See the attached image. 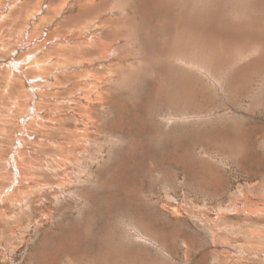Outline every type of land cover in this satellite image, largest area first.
Returning <instances> with one entry per match:
<instances>
[{"label":"rangeland","instance_id":"rangeland-1","mask_svg":"<svg viewBox=\"0 0 264 264\" xmlns=\"http://www.w3.org/2000/svg\"><path fill=\"white\" fill-rule=\"evenodd\" d=\"M28 2L45 22L0 33L19 62L40 58L28 31L64 15ZM100 4L82 35L121 23L90 82L59 66L35 100L0 62V264H264V0Z\"/></svg>","mask_w":264,"mask_h":264},{"label":"bare ground","instance_id":"bare-ground-1","mask_svg":"<svg viewBox=\"0 0 264 264\" xmlns=\"http://www.w3.org/2000/svg\"><path fill=\"white\" fill-rule=\"evenodd\" d=\"M70 2H71V0H35V5H37V7H38V8L35 7L36 9H40V10H43L45 8L46 9H50L49 12H51V11L55 12V16H57L60 13H63L64 14L63 17L60 18V20L58 18H55V19H52L51 18L52 21L50 20V21L46 22L45 23V26L46 27L44 29L45 31L43 32L44 34L42 33L41 35H39L40 38H37L38 35L36 37L34 36L35 38L33 36H30V34L32 33V31L34 29L31 30V31H28V34L26 35V36L29 37V39H27L28 44H31L32 45L36 40L38 42H40V43L42 42L39 46L42 45L43 46L42 47L43 49L42 48L40 49L39 47L37 49L38 50V53H40V58H37L36 55H35L36 57H33V55H32V56H30V57L27 58V61H24L23 60L25 58H23V59L21 58L22 59V62L16 61L15 57H17V56H15V52H18L17 50H19V48L21 49V45H19L20 42L18 43V45H14V51L13 52H9L8 54H7V52L6 53H3L4 52L3 49L6 46H8L10 43H11V45H12V43H15V41H16L17 38L14 37V40H15L14 41V40H10L8 38L7 39H4L3 36H0V62L3 65H7L8 67L11 68L9 70L11 72V73L9 72V75H12V73L16 72L17 74H19L20 77H27V78L29 77L26 84L31 88V90L33 92V93L31 92V96L33 95L32 98L35 99V100L38 98L39 94L41 93V91H38L37 88L33 89V87L30 84V82L31 83H34L35 78H37L36 77V74H41L42 75V78H40V79H42L43 81L44 80H47L48 81V79H50V77L52 76V74L49 71H55V70L57 71V67H59V66H60V68L62 70L69 69L70 67L71 68L72 67H76V68H79V70L77 69L78 72L77 71L75 73L74 72H70L71 73L70 75L77 74V75H75L76 78H77V82L78 83L81 82V85H82V81L88 80L90 82L91 79H92V77L95 76L93 73H91V72H89L87 70V68L84 66V63H86V65L89 67L93 63V60H91V59L95 55L97 57V54L95 53L97 50L98 51H101L99 53V54H101L100 56L105 55L104 58L100 57L102 59V61H100V62H97L99 60L94 57L97 60L96 61V64L97 65L103 63L104 61H106L105 58L106 57L108 58L109 57L108 55L111 56V53L110 52H112V51H110L109 42H107L106 41V38L104 39V37L106 36V34H109V32L111 33V32L116 31L118 29V27H119L118 24H120L121 21L119 19L117 20V18H113V20L115 19L114 21L111 18H108V19H106L103 22L104 24L102 26L100 25L99 27H93V25L89 24L92 27L90 26L89 30H86V33L84 32V34L82 35L81 34L82 33L81 31H83L84 28L83 29H80L81 31L78 30V29H76V28H79L78 25L81 22L84 23V24H86L87 21H94V19H96V17L98 15H100L99 10L102 9L100 7L102 5V4H100L101 3V0H78V1L75 0L74 3H70ZM27 3H29L28 0H0V5L3 6V7L0 6V33H2L3 31L6 32L8 30H13L15 32V34L16 33L19 34V36H20L19 38H23L24 37V34L27 33L26 32V29H28V27L27 28L25 27L24 30H23V32L21 33V31H20V29H21L20 21H21V18L23 16H25V15L27 17L26 19L28 21L32 22L33 26H35V24L37 26L38 23L45 22V21H43V19H45V15H43L39 21H36V18H37L36 13H37V11H34V10L32 11V9L29 7V5H27ZM14 8L17 10V12H16V10H13ZM102 11H101V15L100 16H103L102 15L103 14ZM49 12H47V13H49ZM41 13L45 14L46 12L44 11V12H41ZM67 13H69V15H67ZM108 14H110V13H108ZM102 18H101V20H102ZM80 25H82V24H80ZM121 26H122V24H121ZM85 27H86V25H85ZM100 27H102V28L100 29ZM109 28H111V29L109 30ZM120 29H121V27H120ZM9 34H10V31H9ZM41 36L44 37V38H43V40L39 41V39H42ZM12 37H13V35H12ZM110 38H111V36H110ZM10 41H14V42H10ZM32 49H34V48H32ZM83 49L84 50L87 49V51H88V52L84 53L85 55L88 53V55H86V57H88V58L85 59V60H87L86 62H84V60H83L84 57L81 58V55L78 53V52L81 53V51H83ZM1 51H3V52L1 53ZM33 52H35V51H33ZM20 55H22V54L20 53ZM85 55H83V56H85ZM27 56H29V55H27ZM8 57H11V58L6 61L5 58H8ZM25 62H28V64L25 63ZM93 64H95V63H93ZM113 64L114 63H112V65ZM22 65H24V66L27 65L28 71L26 73H22L20 71L21 69H19V68H21ZM55 67H56V69H55ZM83 68H85V69H83ZM59 69H58V71H59ZM62 70H60V71H62ZM66 72H67V70H66ZM58 73H60V72H58ZM60 74H61V76H64V73H60ZM60 74H58V75H60ZM61 76H59V77H61ZM45 77H48V78H45ZM59 77H58V79H59ZM54 78L56 79L57 77H54ZM56 83H57V81L54 82V84H52V86L56 85ZM66 83H68V82L66 81ZM69 85H70V87L73 86V84H71V83H68V86ZM74 86H76V85H74ZM8 87H9V84H8ZM57 87H58L57 85L55 87H53V91H54L53 93L50 92L51 93L50 94V96H51L50 99L53 98V96H54V99L61 100L58 97L55 98V96L58 95V90H61V89H64V88L58 87L59 88L58 89ZM77 87L80 88L81 87L80 84ZM97 90H98V87L92 86V87H90V89H87L86 90V92L84 93V95L85 96H88L89 93H90V95H92L93 97L99 98L100 95L97 96V93H98ZM47 92L48 91H46V93ZM72 94H75V93H72ZM84 95H81V96H78L77 95V97L81 98V100H82L81 103L83 105H81V103H78L82 107L87 106V100L90 99V98H92V97H90V98H88L86 100V98H85ZM59 97H61V96H59ZM16 98H17V96H16ZM65 99H67V101L70 102V103H72V102H79L80 101V99L78 101L76 100V95H71V94L70 95L67 94V97ZM15 102H17V101H15ZM68 102H67V104H68ZM14 105H16V103ZM9 108L10 107H8L7 110H10V111H13L14 110V109H11V108L9 109ZM34 113H35V111L31 107V108H29V111H28V113L26 115L29 116V117H31V116L34 115ZM0 118H2V116H0ZM36 120L38 121L39 119L37 118ZM79 123H81V122H79ZM29 135H31V134H29ZM42 138H44L43 135H42ZM68 142L69 141H67V143ZM43 143H45V142H43ZM63 143H64V141H63ZM68 144H70V143H68ZM66 148H69V147H66ZM17 153L19 155V152H17ZM23 160L24 159L21 158V156H18L17 157V161H18V163L20 165H22L21 162H23ZM18 163L16 164V160L13 159V161H12V164L14 166L13 168L18 167L19 166ZM32 166H35V165H33V163L31 162V163L27 164L26 167H24V170L27 169L28 167H29L28 169H31ZM20 167H22V166H20ZM15 169H17V168H15Z\"/></svg>","mask_w":264,"mask_h":264}]
</instances>
